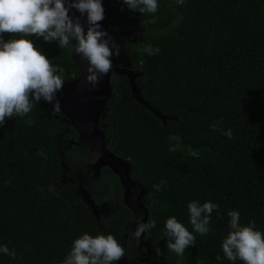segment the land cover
Returning a JSON list of instances; mask_svg holds the SVG:
<instances>
[{
  "label": "trees",
  "instance_id": "16d2710c",
  "mask_svg": "<svg viewBox=\"0 0 264 264\" xmlns=\"http://www.w3.org/2000/svg\"><path fill=\"white\" fill-rule=\"evenodd\" d=\"M158 3L154 15L118 4L131 31L123 46L148 106L134 97L126 74L112 71L98 123L105 148L128 159L132 179L150 185L145 223L155 220L156 227L142 240L146 248L161 250L154 264H162L161 256L170 264H242L224 257L222 240L229 232V210L240 212L241 224L254 220L264 232V0ZM29 38L64 68V83L79 75L74 52ZM149 43L160 53L148 55ZM221 119L219 127L231 128V139L211 128ZM88 155L77 129L44 101L0 127V247L16 253L15 259L0 253V264H62L84 233L114 235L125 250L119 262L130 264L136 248L128 224L134 213L123 202L119 176L104 165L95 184L87 185L97 203H119L102 226L78 181H62L63 159L83 171ZM194 200L211 201L219 210L212 213L209 233H194V246L177 255L166 247L165 222L175 216L192 231L187 205Z\"/></svg>",
  "mask_w": 264,
  "mask_h": 264
},
{
  "label": "clouds",
  "instance_id": "9594fccd",
  "mask_svg": "<svg viewBox=\"0 0 264 264\" xmlns=\"http://www.w3.org/2000/svg\"><path fill=\"white\" fill-rule=\"evenodd\" d=\"M184 2L175 0L179 5ZM122 3L141 14L154 15L159 9L158 0H122ZM73 9L80 16L70 14ZM83 17H86L87 30L82 23ZM104 19L103 0H0V127L9 119L29 114L34 102L52 104L53 113L61 111L57 93L64 87L65 70L54 65L29 37L42 38L46 43L57 42L59 48L74 52L87 61L86 82L92 87L99 85L101 78L113 69V55L119 57L121 52L120 45L102 28ZM5 34L11 38L5 40ZM144 51L148 55L160 53V49L153 48L150 43ZM220 123L222 119L212 123L213 131H220L231 139L232 129L224 131ZM190 154L198 155L195 151ZM187 208L192 231L175 216L168 218L164 226L167 249L181 256L194 246V233L201 236L209 233L212 213L218 212L219 205L194 200ZM227 216L230 218L229 232L222 240L224 257L242 264H264V232L256 228L254 220L241 224L238 210H229ZM155 227V220L145 223L140 219L132 235L139 241ZM160 251L156 249L157 255ZM0 253L16 258L15 251H10L7 245L0 247ZM124 255L125 250L114 235L84 233L73 240L62 264H116Z\"/></svg>",
  "mask_w": 264,
  "mask_h": 264
},
{
  "label": "water",
  "instance_id": "95a60500",
  "mask_svg": "<svg viewBox=\"0 0 264 264\" xmlns=\"http://www.w3.org/2000/svg\"><path fill=\"white\" fill-rule=\"evenodd\" d=\"M70 14L77 17L80 16V13L75 9ZM81 19L82 23H85V30H87L86 17ZM101 25L109 33V22L106 15ZM73 59L79 68V75L72 81L65 82L62 91L57 93L61 111L77 129L78 144L84 145L88 149L87 165L94 172L95 176L99 174L101 167L108 165L119 176L121 185L124 188L123 198L126 199L130 192L124 187V183L129 185L139 183L130 176L131 166L128 159H122L105 148L104 131L98 126V123L104 114V109L111 93L110 74L112 71L118 74H126L129 77L134 97L137 101L148 106L147 102L141 98L140 92L135 85L134 78L137 73L130 68H119L117 66L118 57L113 55L112 71L107 76L101 78L98 86L92 87L85 80V77L88 75L87 61L81 60L75 54L73 55ZM160 116L165 118L163 115ZM140 187L141 193H143L145 188L143 185H140ZM142 208L144 213L141 219L145 222L148 214L144 204ZM135 229L136 226L133 225V232ZM141 240L142 237L139 241L135 239V243L139 247Z\"/></svg>",
  "mask_w": 264,
  "mask_h": 264
},
{
  "label": "rangeland",
  "instance_id": "374dc122",
  "mask_svg": "<svg viewBox=\"0 0 264 264\" xmlns=\"http://www.w3.org/2000/svg\"><path fill=\"white\" fill-rule=\"evenodd\" d=\"M118 4H122V0H103V5L105 8V15L107 16L108 22H109V35L113 37L115 42L120 45V55L118 57L117 66L119 68H129L130 67V59L129 56L125 50V47L123 46V41L129 39L131 31L128 27L125 26L126 20L124 19V14L121 12L120 7ZM70 122V121H69ZM71 123V122H70ZM73 125V123H71ZM74 126V125H73ZM175 139L177 142L184 141L179 136H175ZM65 145L67 146V141L65 142ZM64 169L66 171L65 175L62 178V181H69L72 178H75L78 181L79 187H80V193L83 198V200L88 204L89 209L97 223V225L102 226L103 224V217L106 215L112 214L117 208H119L118 202H106V201H100L97 203L94 200V197L91 193V191L88 189V184H93L96 177L94 172L90 169L88 165L84 168V170H73L69 167L66 160L63 159L62 161ZM92 179V181H91ZM95 184V183H94ZM124 187L127 189L134 190V186L129 185L127 183H124ZM150 185L147 184L143 192V195H145L148 192V187ZM103 192V188H102ZM145 199V196H144ZM128 206H131L132 208L135 207L134 205V196L132 198H128L125 200ZM144 201V200H143ZM137 214H142V210H138ZM140 246L144 245L143 240L139 242ZM161 262L162 264H170L168 260L161 256Z\"/></svg>",
  "mask_w": 264,
  "mask_h": 264
},
{
  "label": "flooded vegetation",
  "instance_id": "af4514ba",
  "mask_svg": "<svg viewBox=\"0 0 264 264\" xmlns=\"http://www.w3.org/2000/svg\"><path fill=\"white\" fill-rule=\"evenodd\" d=\"M132 186H134V190L128 189L130 193L128 194L126 199L132 198L134 196L135 207L132 208L131 206H129L130 208H132V211L134 213V219L131 220V222H129V224H128V227L130 228V230L133 233V230H132L133 225H135L137 227L136 222L142 218L143 213H144L143 208H142V205L144 204V201H143L144 195H143V193H141L140 184H132ZM123 192H124V188H123ZM126 199L123 198V202L127 205V203L125 201ZM138 210H142V214H137ZM127 237H128V234L125 233V238L127 239ZM132 242H133V245L135 246L136 250H135V255L130 259L129 263L130 264H154L153 260L155 259L156 255H157L156 251H154L151 247L146 248L147 244H144V245L139 247L135 243L134 237H132ZM144 247L146 248V251L143 249ZM117 263L121 264V262H119V261Z\"/></svg>",
  "mask_w": 264,
  "mask_h": 264
}]
</instances>
